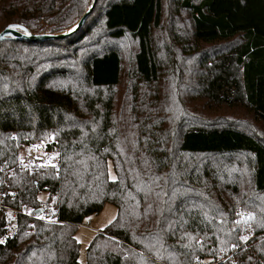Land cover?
<instances>
[{
    "label": "trees",
    "instance_id": "1",
    "mask_svg": "<svg viewBox=\"0 0 264 264\" xmlns=\"http://www.w3.org/2000/svg\"><path fill=\"white\" fill-rule=\"evenodd\" d=\"M87 9L88 0H0V32L61 34ZM123 40L134 44L125 74ZM175 48L196 63L190 106L155 89L178 67ZM50 136L58 169L0 179L6 206L37 208L44 193L57 223L19 218L0 264H78L77 227L106 204L116 217L86 264H194L240 245L238 208L254 215L256 236L236 264H264V0H96L65 39L0 42V166L16 168L21 147ZM8 225L0 211V237Z\"/></svg>",
    "mask_w": 264,
    "mask_h": 264
},
{
    "label": "rangeland",
    "instance_id": "2",
    "mask_svg": "<svg viewBox=\"0 0 264 264\" xmlns=\"http://www.w3.org/2000/svg\"><path fill=\"white\" fill-rule=\"evenodd\" d=\"M173 0H165L166 4H172ZM93 0H88V7L92 4ZM182 25V22H180ZM167 29V28H166ZM164 27H162L163 33H166V30ZM161 37H158V40H160ZM167 44L171 45L169 43L168 39L166 40ZM118 47L122 53V60H123V72L125 74L126 67H129L134 44L130 40H123L122 42L118 43ZM172 55L175 57L177 68L173 69V72L167 73L164 75L162 80L159 82L158 86L155 88L161 92V94L166 97H174L175 95H180L181 100L186 104L190 106L189 100L187 101L188 96L183 93V91L190 87L191 85V79L189 76L192 74L196 67V63L194 59H186L182 58L177 55V48L171 49ZM167 57H165V61H167ZM126 87H129V84H126V80L124 79L121 86L117 90L118 98L121 99V96L123 95V92ZM149 91H147L148 93ZM187 101V102H186ZM189 108V107H188ZM53 140L52 136L48 137L47 139L41 142H38L34 145H42L41 148L47 152L46 160L49 161L50 157H54V159L51 160V163H55L59 157V154L57 151H49L46 149V142H51ZM42 151V150H41ZM41 151L31 148L29 151L25 149V147H21L18 151V161H25L29 158L30 155H38L41 153ZM29 160V159H28ZM27 160V161H28ZM109 172H111L112 176H115L112 164L110 161L107 163V175L108 180L113 181L109 179ZM47 197V194H40V199H45ZM52 203H54L53 200H51ZM238 210H241V208H238ZM117 210L113 205L106 204L102 211L94 216L86 218L82 224H80L77 227L75 239L76 241H79V256H78V264H86V249L92 242L94 236L102 231L105 227L109 225V220H112L113 217H116ZM90 218V219H89ZM113 221V220H112ZM86 222L89 223L86 225ZM240 237V235H239ZM230 247H227L225 249H228Z\"/></svg>",
    "mask_w": 264,
    "mask_h": 264
},
{
    "label": "built area",
    "instance_id": "3",
    "mask_svg": "<svg viewBox=\"0 0 264 264\" xmlns=\"http://www.w3.org/2000/svg\"><path fill=\"white\" fill-rule=\"evenodd\" d=\"M14 140V137L12 138ZM33 145L30 146H25V149L29 151ZM39 153L38 155H30L29 160L23 161V164L21 161H18L16 164V168L14 167H9L7 165H1L0 166V176H2V179H10L15 175V170L20 169V170H26L29 173H36L39 171H43L48 168L52 167H38V165L41 162H48L46 160L47 152L43 150V148H39ZM36 157H40L41 159L37 160ZM56 165L55 169H58L60 166V162L57 159V161L54 163ZM27 165V167H25ZM16 194V192H14ZM44 194V193H43ZM4 196H5V191L2 188V181L0 179V211H5L7 214L8 221L10 225H8L7 232L0 237V239H3L5 242L10 239L15 237L18 234V230L16 227V221L19 218H28L33 221H39L43 223H51V224H56L57 223V216H58V209L53 203H47L46 198L41 199L40 205L37 208H31L28 206H22L20 208H10L6 206L3 201H4ZM31 211L32 214L29 215L28 212ZM36 211H39L38 214H35ZM238 213H244L245 217L247 216L246 212H243L241 210L237 211ZM10 214V215H9ZM44 216V219H38V216ZM240 216L237 215L236 220H239ZM89 223L86 222V225ZM236 225V224H235ZM239 230V235L240 236H248L247 241H241L239 238L240 245L237 247L230 246L228 249L224 250H215L213 248H210L207 251V255L202 258V259H197L194 264H236V257L235 254L238 251V248L244 246L248 241H250L252 238H254L255 232H254V226L252 222L250 221L248 225H245L243 223L236 225ZM261 235H264L262 233ZM236 245V244H235Z\"/></svg>",
    "mask_w": 264,
    "mask_h": 264
},
{
    "label": "water",
    "instance_id": "4",
    "mask_svg": "<svg viewBox=\"0 0 264 264\" xmlns=\"http://www.w3.org/2000/svg\"><path fill=\"white\" fill-rule=\"evenodd\" d=\"M96 0H93L92 4L88 7V9L83 14L82 18L70 29L61 33V34H33L25 27L20 26L19 28L9 27L7 26L4 30L0 32V42L6 40H25L29 42H44L49 40H61L65 39L68 36L73 35L77 31H79L84 25L85 21L91 14ZM39 211H36L35 214H38Z\"/></svg>",
    "mask_w": 264,
    "mask_h": 264
},
{
    "label": "snow or ice",
    "instance_id": "5",
    "mask_svg": "<svg viewBox=\"0 0 264 264\" xmlns=\"http://www.w3.org/2000/svg\"><path fill=\"white\" fill-rule=\"evenodd\" d=\"M9 27H14V28H17L18 29L19 28V25H9ZM32 147L38 150L40 147H42V145H33ZM36 159L39 160L41 158L40 157H36ZM52 159H54V157H50L48 162H41L38 165V167H52V168H56V165L54 163H51V160ZM21 163L23 164V160H21ZM25 167H27V165H25ZM109 179L115 181L116 180V177L115 176H112L111 175V172H109ZM28 214L31 215L32 212L29 211ZM237 215L240 216V219L233 222L236 225H239L241 223H243L245 225H248L251 220L255 219V217H254V215L252 213H248L246 217H245V214L244 213H238ZM37 218L38 219H44L45 217L41 215V216H38ZM114 219H115V217L112 218V220H114ZM112 220H109V224L112 223ZM184 223H187V221H184ZM188 235H189V239H191L192 238L191 235L190 234H188ZM248 238H249L248 236H240L239 237V239L242 242L243 241H247ZM77 242H79V241H77ZM3 243H5V241L3 239H0V244H3ZM237 246L238 245H233V247H237Z\"/></svg>",
    "mask_w": 264,
    "mask_h": 264
}]
</instances>
